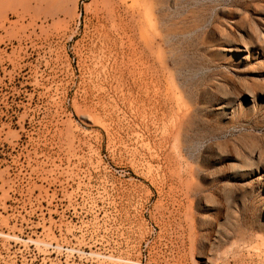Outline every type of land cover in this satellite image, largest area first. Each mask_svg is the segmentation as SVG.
Instances as JSON below:
<instances>
[{"label": "rangeland", "instance_id": "374dc122", "mask_svg": "<svg viewBox=\"0 0 264 264\" xmlns=\"http://www.w3.org/2000/svg\"><path fill=\"white\" fill-rule=\"evenodd\" d=\"M118 1L0 0V264H203L209 252L214 264H264V243L256 241L236 254L208 241L198 256L196 196L179 177L168 127L177 110L185 112L182 52L163 42L142 48L137 20ZM165 1L152 0V17L143 15L159 30L178 31L184 10L196 5ZM152 25L147 32L160 42ZM250 63L205 72L250 78ZM202 75L191 80L194 103ZM249 116L203 145L264 139V109ZM244 194L219 198L226 231L240 217L255 226L264 188L255 183Z\"/></svg>", "mask_w": 264, "mask_h": 264}, {"label": "bare ground", "instance_id": "6f19581e", "mask_svg": "<svg viewBox=\"0 0 264 264\" xmlns=\"http://www.w3.org/2000/svg\"><path fill=\"white\" fill-rule=\"evenodd\" d=\"M126 1L120 0L118 2H121L122 8L124 7L133 18L130 17L132 23L137 20V25L133 23V27L136 26L138 29H131L133 31L137 30L136 33L139 32L140 36L139 34L138 36L140 37V45H143L142 48L151 47L153 49L156 48L155 44L160 45L163 42L171 46L172 51L181 50L182 52L178 72L180 76L182 75L181 83L185 98L183 101L185 112L180 113L177 110L179 114L176 113V116L169 117L171 119L169 126H167L170 130L169 135H172L173 141H177L174 143L178 145V153L180 152L181 156L180 164L182 165H180L179 177L181 180H187L186 191L188 194L196 196L195 206L198 213L197 228L199 231L197 235L199 242L198 256H206L205 243L208 241L212 243V246L230 245L235 248H231V251L234 249L235 254L237 251L239 252L238 249L241 245L245 247L253 241L262 242L263 245L264 204H259L254 211L255 226L251 229L243 225L240 217L234 220L231 230L226 231L225 223L220 221L222 210L219 198L221 195L231 197L236 190L243 192V195H245V192H253L255 183L258 184V187L264 188V139L258 137V135L250 134L248 140L238 141L233 139L232 141V139H228L231 140V146H228L229 144L223 142V140L212 141L207 145H203V142L206 139L216 138L218 132L226 138V130L235 122L236 117L244 119V122H250L252 119L249 116L251 112H255L256 108L259 110L264 109V98L262 97L264 96V39L261 29L264 26V0H232L229 3H225V0H183L185 8L191 6L193 1V4L196 5L195 10H184L180 20L182 26L178 31L169 28L159 30L156 27L157 25L151 24L153 30L159 32L158 35L161 37V41H157V43L154 39L155 36H152L151 33L148 34L151 30L147 32L151 26L148 16L143 15L149 14L152 17L153 10L151 12L150 9L152 0H135L134 3L138 6V9L133 6L134 3L129 5ZM159 3L161 2L159 1ZM142 5L148 7L146 13L143 10L141 11ZM164 10L165 8L161 9V17L165 23L168 21V17L165 16ZM174 15H176L175 12ZM135 17L138 18L135 19ZM150 20H152L150 22H153V19ZM121 25L123 26V24ZM130 26L132 27V25ZM178 36L179 44H177ZM122 42L124 41L122 40ZM135 48L134 50H136ZM154 52L156 54L155 50ZM198 53H202L204 60L198 62L197 65V62L193 61V57ZM145 60L144 62H146ZM249 61H251L250 65L253 68L250 72V78L236 79V75L230 77L223 71H215L208 75L205 72L206 69L226 63H233L234 67L239 69ZM238 72L241 74L239 70H237ZM198 73L204 75L200 76L197 82L199 88L196 96L198 97L195 101L197 103H194V84L191 80ZM231 82H234V84L231 85ZM174 111L176 112V110ZM171 148L173 147L171 146ZM178 153L175 154L178 155ZM189 179H192L193 182H191L192 180L189 182ZM221 179H225V182L222 183ZM186 180L182 181L184 182L183 185L186 184ZM236 181L241 183V186L233 184ZM171 186L173 187V185ZM211 187L214 188L213 191H217L218 197L206 193L207 188L210 189ZM245 187L247 190H245ZM176 188H179V185ZM258 245L257 243L256 249L260 247ZM256 251L259 252V249ZM207 254L202 263L214 264L215 260L212 253ZM245 256L242 255L246 258ZM235 258L234 260H237Z\"/></svg>", "mask_w": 264, "mask_h": 264}]
</instances>
